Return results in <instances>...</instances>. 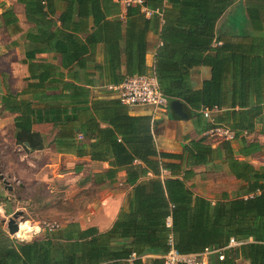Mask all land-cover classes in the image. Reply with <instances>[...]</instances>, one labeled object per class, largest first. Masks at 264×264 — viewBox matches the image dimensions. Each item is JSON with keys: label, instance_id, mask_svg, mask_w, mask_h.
<instances>
[{"label": "trees", "instance_id": "obj_1", "mask_svg": "<svg viewBox=\"0 0 264 264\" xmlns=\"http://www.w3.org/2000/svg\"><path fill=\"white\" fill-rule=\"evenodd\" d=\"M60 1L66 6L53 19L50 15L55 16ZM105 1L18 0L36 32L27 30L24 37L26 85L18 92L0 91V105L16 114V144L27 151L44 148L45 137L32 126L51 123L57 152L107 162V168L93 175L95 183L113 181L118 171H125L132 187L129 196L115 222L102 232L69 222L31 242L19 241L3 230L0 219V264H113L116 238L123 242L114 247L115 264H129L121 259L144 264L141 256L168 251L170 237L180 253L213 251L234 237L245 242L225 251L222 260L211 252L209 264H264V166L247 159L264 151V144L248 138L264 123V0H144L162 10L161 16L149 17L161 41L152 72L169 105L181 101L194 116L199 135L179 153L157 149L150 118L131 116L124 109H116L113 117V99L89 98L88 88L64 79L60 65L35 56L56 52L65 67L77 61L85 52L78 33L85 32L88 23L98 24ZM230 10L236 18L227 31L219 29L217 22ZM136 13L144 16L137 7L126 8L127 15ZM2 15L6 28L14 23L10 9ZM200 65L210 67V76L194 89L190 69ZM70 77L77 79V73L70 72ZM202 108L217 111L207 120ZM215 124L232 129L234 139L212 146L204 132ZM215 159L243 182L235 196L211 200L187 183L195 166ZM150 264H162V259Z\"/></svg>", "mask_w": 264, "mask_h": 264}, {"label": "crops", "instance_id": "obj_2", "mask_svg": "<svg viewBox=\"0 0 264 264\" xmlns=\"http://www.w3.org/2000/svg\"><path fill=\"white\" fill-rule=\"evenodd\" d=\"M66 4L63 1L56 3V14L51 18L56 19L61 11L64 10ZM105 14L100 18L98 24L88 23L85 32L78 33L82 39L85 52L82 56L74 60L69 66H63L60 63V55L53 51L36 53L37 60H44L46 63L60 65L64 73L65 80H72L76 84L85 86L89 89V98L99 100L113 99V117L116 109L123 110L134 117L150 118L152 133L155 144L158 150L165 152L179 153L182 145L190 139L198 138L199 135L195 130V118L189 116L185 108L182 110L186 113V117H179L171 109L170 105L167 108H153L147 105L121 106L119 103L118 91L116 87L121 81L132 74L151 73L155 54L161 44L159 34L156 32L154 25L149 21V17L142 16L139 13L126 14V9L121 7L114 0L105 1L102 5ZM105 7V8H104ZM5 9H10L14 14V23L8 28L5 27L4 17L2 13ZM236 18L232 15L231 10L223 15L217 22V27L221 30H228L230 21ZM16 22V26H14ZM59 24V21H56ZM27 30L30 33L36 32L34 21L28 22L25 16L24 5L18 0H0V47L8 50H14L18 54V60L11 62L7 69H0V77L5 75V72H12L13 75L21 77V86H15L13 92H18L26 85V77L28 76L27 65L22 63L25 52V33ZM8 40V41H6ZM77 73V79L70 77V72ZM210 76V67L206 65L194 66L190 69V81L194 89L202 87L204 79ZM5 80V83L0 87V91L10 86ZM181 102V101H180ZM182 103V102H181ZM15 113L5 111L0 105V118L2 120H11V134L13 143L17 146L14 139V123ZM102 124L101 126H105ZM33 130L40 132L45 137V147L40 150L27 151L22 147L23 153H19V160L9 162L14 170L15 176L23 177L25 169H30V176H37L35 168L38 167L37 157H43L44 154L47 161L51 164L46 165H61L64 168L63 172H58L55 177H64V174H74V178L67 180H75L79 189H86L90 186H96L97 189H102L99 197L91 201L85 212H80L72 219H67L61 224L50 226L44 230L61 229L69 222H75L81 229L88 227H96L99 231H106L111 227L118 217L120 208L125 204L131 186L126 182L125 171L121 170L113 177V181H104V183H95L94 174L107 168L109 165L104 161L91 160L88 156L76 157L72 154L57 152L51 142L56 129L51 123H35L32 126ZM81 135L78 136L81 139ZM256 139L264 144V123L257 125L256 131L248 135V138ZM120 139V137H118ZM212 146H216L213 143ZM39 153V154H38ZM58 157V158H57ZM249 162L254 166H264V151L254 153L247 157ZM37 162V163H36ZM76 169V170H75ZM194 175L187 181L191 189L197 195L215 200L222 194H228L231 197L233 191L238 192L241 184L240 179H237L229 173L226 164L221 159H215L207 165H198L193 168ZM164 174H167L164 172ZM0 175H2L0 173ZM1 179V178H0ZM3 181V179H2ZM75 183V182H73ZM24 182H20L21 187ZM235 186V187H234ZM5 187V186H4ZM9 191V189H8ZM0 209L3 214H0V219L3 223V230H6L7 215L18 210L16 207L11 209L5 207V203L0 202ZM21 211V210H19ZM22 215V211H21ZM5 225V227H4ZM37 227V226H36ZM45 231L38 237L44 235ZM35 238V239H36ZM123 241L119 238L113 239V264H115L114 247L118 246ZM161 254H145L141 256V261L144 264H150L152 259L161 258ZM162 259V258H161ZM205 264H209V255L203 256ZM121 261L132 263L131 259H121Z\"/></svg>", "mask_w": 264, "mask_h": 264}, {"label": "rangeland", "instance_id": "obj_3", "mask_svg": "<svg viewBox=\"0 0 264 264\" xmlns=\"http://www.w3.org/2000/svg\"><path fill=\"white\" fill-rule=\"evenodd\" d=\"M0 42L3 43L2 40ZM17 60L18 54L16 51L8 50L7 52L0 47V69H7L12 61ZM5 73L0 77V87L3 86L2 81L4 84L5 80L8 81L7 83L13 91L16 88L15 86H21L22 80L19 75L15 76L12 72ZM210 141L217 144L220 139ZM13 142L11 120L0 118V173L2 174L0 179V202L5 203L6 208L17 207L18 210L22 211V215L16 219L22 221L19 232L22 228L27 232V228L38 226L42 231L39 235L33 236L32 239H35L45 231V228L61 224L67 219L76 217L78 213L85 212L91 201H95L94 199L99 197L102 189H97L96 186L79 189L75 181L78 178L69 181L71 183L66 185L67 177L69 176V179H72L74 174H64V177L60 178L55 177V174L63 172L64 168L61 163L57 166L46 165L51 163L43 158L45 157L44 154L43 157L39 155L36 158L39 161L38 167L34 170L38 174L37 176H30V169H25L23 177L15 176L13 173L16 169L9 162L15 163L19 160V153L21 154L23 151L21 145L16 146ZM2 179H5L7 183L5 184ZM22 181L25 183L23 187L19 185ZM8 186H11L9 191ZM235 195L236 192L233 191L231 196ZM12 214H8L7 217ZM24 226H27V228Z\"/></svg>", "mask_w": 264, "mask_h": 264}, {"label": "built area", "instance_id": "obj_4", "mask_svg": "<svg viewBox=\"0 0 264 264\" xmlns=\"http://www.w3.org/2000/svg\"><path fill=\"white\" fill-rule=\"evenodd\" d=\"M123 8L137 7L139 12L142 13L145 17H150L152 14L162 15V10L152 9L148 7L144 0H114ZM118 91V97L122 104L127 106L135 105H147L153 108H167L169 101L167 96L162 92L159 87L158 79L154 72L143 73V74H132L126 76L121 83L116 87ZM217 111V108L209 109L202 108L200 112L203 117L207 120H211V112ZM247 135L246 132L243 133ZM204 135L209 139H220V140H233L235 137V132L220 124H215L204 132ZM167 173L166 171H164ZM251 195V194H250ZM21 220L18 221L19 227L21 225ZM24 222V220H23ZM166 225H171L170 218L167 219ZM8 234L7 228L5 230ZM18 231L9 235L12 238L17 239ZM19 240V239H17ZM21 241V240H19ZM170 248L166 253H164L162 258V264H205L203 256L209 255L211 252H216L219 260L224 258L225 251H231L232 249L240 246L245 241L238 240L234 237L229 238L227 244L216 250H205L201 253H180L172 246L171 237Z\"/></svg>", "mask_w": 264, "mask_h": 264}, {"label": "water", "instance_id": "obj_5", "mask_svg": "<svg viewBox=\"0 0 264 264\" xmlns=\"http://www.w3.org/2000/svg\"><path fill=\"white\" fill-rule=\"evenodd\" d=\"M181 106H182V103L178 100H175L170 103V107L176 115H178L179 117H186V113L182 110ZM0 178H2L1 175H0ZM3 182L5 184L7 183L5 179H3ZM8 189H11V186H8ZM20 215H21V211L17 210L13 212V214L9 216L7 220L5 221L9 235H13L19 230V223L16 219Z\"/></svg>", "mask_w": 264, "mask_h": 264}, {"label": "clouds", "instance_id": "obj_6", "mask_svg": "<svg viewBox=\"0 0 264 264\" xmlns=\"http://www.w3.org/2000/svg\"><path fill=\"white\" fill-rule=\"evenodd\" d=\"M0 214H3L2 209H0ZM24 227L27 228V226H24ZM41 231L42 229L38 226L35 228H27V232H25L24 229L22 228V230L17 233V239L21 241L31 242L33 236L39 235Z\"/></svg>", "mask_w": 264, "mask_h": 264}, {"label": "bare ground", "instance_id": "obj_7", "mask_svg": "<svg viewBox=\"0 0 264 264\" xmlns=\"http://www.w3.org/2000/svg\"><path fill=\"white\" fill-rule=\"evenodd\" d=\"M21 226H22V225H20L19 230H20ZM19 230H18V232H19ZM21 230H22V229H21ZM24 231H25V230H24Z\"/></svg>", "mask_w": 264, "mask_h": 264}]
</instances>
